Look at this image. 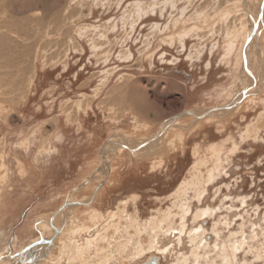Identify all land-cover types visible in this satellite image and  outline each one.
I'll return each instance as SVG.
<instances>
[{"label":"rangeland","instance_id":"1","mask_svg":"<svg viewBox=\"0 0 264 264\" xmlns=\"http://www.w3.org/2000/svg\"><path fill=\"white\" fill-rule=\"evenodd\" d=\"M244 1L0 0L1 255L17 254L41 233L45 239L54 234L46 230L45 220L63 199H54L53 192L63 197L69 189L73 193L82 188L80 195L92 191L94 195L100 184L94 186L105 178L107 167L98 157V166L83 171L75 183L61 188L45 184L59 169L48 156L54 152L59 156L67 143L60 132L61 115L74 122L89 108L101 113L106 134L97 141L98 156L110 136L132 137L130 144L135 145L151 138L172 115L219 105L243 86L255 84L243 68L241 52L252 30L248 12L257 15L259 10L257 2ZM258 46L247 49L250 72L255 71L260 81V87L252 89L254 95L221 115L200 120L201 124L193 116L181 117V125L158 139L161 143L154 149L139 150L138 157L126 150L109 155L114 167L110 181L124 187L136 182L129 184V190H137L152 187V175L157 173L168 191L177 190L171 200L143 197L140 208L145 221L173 211L171 223L167 222L174 230L169 232V245L152 248L154 234L147 228L142 238L126 232L120 240L127 243L132 259L125 262L127 253H118L114 264H134L154 254L161 256L159 264H264V65H259ZM260 46L264 52V25ZM162 67L186 70L190 76L157 73ZM128 91H138V97L154 103L151 120L138 111L126 112ZM216 145H222L219 151L214 150ZM159 148L162 151L155 152ZM131 158L128 172L122 166H128ZM199 160L206 161L203 167L197 165ZM159 162H172L171 170ZM215 165L220 168L219 179L198 184L199 175L207 180ZM146 169L150 176L143 178ZM87 179L91 189L86 188L90 183H80ZM105 202H99L103 210L114 200ZM185 210L190 214L184 227ZM112 229L107 234L113 239ZM112 239L95 245L86 259L100 261L101 249ZM59 244L57 240L49 253L46 246L37 245L24 256L29 261L43 257L34 264H56ZM142 245L146 249L137 258L133 253ZM66 257H60L61 264ZM14 258H4L0 264H10Z\"/></svg>","mask_w":264,"mask_h":264},{"label":"crops","instance_id":"2","mask_svg":"<svg viewBox=\"0 0 264 264\" xmlns=\"http://www.w3.org/2000/svg\"><path fill=\"white\" fill-rule=\"evenodd\" d=\"M175 82H176V79H175ZM127 93H128L127 94L128 102L124 103V107L127 110L126 112L138 111L139 113H143V118L144 119L146 118L148 120L149 119L151 120L152 113L155 112V110H156V106L154 105V103H150L149 104L148 100L146 101L145 96H142V99H143L142 100L141 97H138V95H139L138 91H132V93H131V91H128ZM130 96H131V98H130ZM151 104L153 105V107L151 106ZM150 113H151V115H150ZM145 122H148V121H145ZM200 124H201V121H200ZM176 125L177 124H175L174 126H176ZM197 127H195V130H196ZM114 136H117V135H114ZM114 136H113V139H120V138H117V137H114ZM126 138H127V141L130 142L131 140H129V138H132V137H129V138L126 137ZM147 139H145V140H147ZM140 142H143V140L142 141H138V143H140ZM159 143H161V142L148 144V145H146L145 147H143V148H141L139 150H142V149H145V148L147 150H149V148L151 146H153L151 148L154 149L155 148L154 145H159ZM107 144H110V142H108ZM114 144H116V143L111 142L110 145H114ZM105 146H106L105 148H107V145H105ZM220 147H222V146H220ZM105 148L103 149V151H102L103 154L101 153V155L105 156V157H108L109 158L108 163H109V161H110L109 155L114 153V152H116V151L119 152V150L117 149V147L114 148V146H113V148L110 147L111 149H107V150ZM162 148H164V145H163ZM114 149H116V150H114ZM124 150L125 149H123L122 151H124ZM160 150L162 151V149L159 148V149L155 150V152H157V151L159 152ZM126 151H128V150H126ZM146 151H144V152H146ZM128 152L131 153L130 151H128ZM129 156L132 157L133 156L132 153L129 154ZM103 160H104V158H103ZM130 160L131 161H130L128 166L127 165L122 166V167H125L128 170V172L132 169L131 164H132V160L133 159L131 158ZM159 164H160V162H159ZM170 165H172V162L168 163L166 165H161L160 164L161 168H165V169H168V170L170 169V167H169ZM111 167H112L111 168V174H112V171H114V167L112 165H111ZM155 171H157V169ZM104 175L106 177L108 175V173L106 174V172H105ZM146 176H150V171L148 169H146L143 172V175H142L143 178L146 177ZM152 176L154 177V181H155V183L152 184L153 185L152 187H149V186L147 187L145 185L142 189H137V190H133L132 187H131V190H129V188L131 186L129 184H133V183H136V182H131V183L128 184L129 186L127 185V186L124 187L123 183H121L119 181H117V182L110 181L111 179L114 178V177L111 176V178H107L109 180L106 181V182H109V183H105V185H103V187H101V190H97V192L95 193V198L93 197L94 196L93 195V191H92V193L89 196H86V195H80V191L82 190L81 187H80L81 188L80 191L74 192V190H76V189H74L72 191L73 193H71V192L69 193V191H70V189H69L64 194V196L62 198L63 199L62 203L65 202L66 200L67 201H72V202H75V201L81 202V201H83V202H87V203L69 205L68 207L65 208L66 210L64 209L63 212L60 213L57 216L58 217L57 226L62 228V232H61L62 235H60V238L57 239L60 242L58 247L59 248L60 247L63 248L65 246H67V247H65V248H67L65 252H72L73 248L68 249V246H69V248L72 247L71 244L73 245V243H68V241L69 242L74 241V240L78 241V239H79L78 244L81 245V243H83L85 241V239H88L89 237L91 239L92 232H93V230H95V228L101 229L102 228L101 225L102 226H107L108 220H114V222L117 225H119L120 227H123V228H125V225L126 226L128 225L129 227L127 226V228H125L124 231H126L128 229L129 230V234L133 233L135 236H138L140 238H142V235L144 234V232L145 233L147 232L146 230H144L145 228L148 229V232L150 230H152V228L150 226H152L154 228H155L156 225H157V227L160 226V228L157 229V232L159 231V233L163 234V231L166 228H168V226L170 225V224L167 225V222L171 223L170 221H172L171 218H172V216H174L173 211L171 212V210H169L170 212L169 211H165L163 213L160 212L158 219H154V222H153V220H146L145 221V220H143L140 217V216L145 214L143 212V210L140 209L141 206L143 205V204H141V202H143V200H144L143 197L146 198V196L150 197V198H155L156 197L157 199L171 200V199H173V197L175 198V196L177 195V190H176V187H175V189H172V190L168 191V189L165 187L167 183H165L164 185L162 184L163 182H166V181H163L164 177L160 176L157 173L152 175ZM218 177L215 179V181L218 179ZM166 179H167V177H166ZM159 180H160V184H158ZM206 181L207 180H203V183L206 182ZM167 182L170 185L171 181H167ZM86 183H84V186L86 185ZM100 183L101 182L96 184L94 186V189H96ZM110 183H112V184H110ZM69 184H71V182L67 183V185H69ZM91 184H92V182H90V184H88L86 186V188L87 187L89 188V186ZM156 185H159V187L158 186L156 187ZM160 185H163L164 188L162 186H160ZM70 187L71 186H67L65 188L68 189ZM89 189H91V188H89ZM127 189H128V191L126 192ZM70 194H72V195H70ZM146 194H148V195H146ZM110 198L113 199L114 202H112V204L109 205V209H107V210L104 209L103 210L102 209V205L99 204V202L104 201V199L107 202V201H109ZM144 202L146 203L147 200H145ZM107 204H105V207L107 206ZM154 209H156V208H154ZM94 211H95V213L99 212L102 216L104 215L105 219L108 218L107 221H102V222H99V223H96L95 221H93L94 223H92V220H90V217H91V212H94ZM115 215H117V217H114ZM77 219L79 221H77ZM50 220H51L50 216H49V218H47L45 220L46 221V226H45L46 230H54V225L53 224H54L55 221H52V223H51ZM84 226H87L88 229H87V231L83 229V231H81V232H84L83 234H81L80 232H78V233L75 232V230L79 229V227H84ZM76 227H78V228H76ZM161 229H162V231H161ZM90 230H92V231H90ZM169 230H170V228H168V231ZM140 231L143 232V234ZM70 232H72V233H70ZM166 233H167V231L165 232V234ZM162 234H161V236H159V238H163L162 242L163 241H167L169 238H172L170 235L166 234L164 236V234L163 235ZM52 236H53V234L51 236L47 237V238L51 239ZM92 237H93V235H92ZM57 240L55 239L54 242L56 243ZM76 241H74V242H76ZM154 242H155V240H154ZM41 247L43 249L45 248L44 245L41 246ZM61 248H60V250H62ZM66 256L67 255H65V256H63V254L61 255V253L59 254V257L57 258V260L59 261L60 264H61V262H60L61 258L60 257L65 258ZM88 257L86 256V257H82V258L86 259ZM76 258H78V257H76ZM26 260H27V262L29 261V259H27V258H26ZM66 260L67 259H65L64 262H62V263L66 264ZM16 261H17V259L15 258L14 260L11 261V263L12 262H16ZM27 264H29V263H27Z\"/></svg>","mask_w":264,"mask_h":264},{"label":"bare ground","instance_id":"3","mask_svg":"<svg viewBox=\"0 0 264 264\" xmlns=\"http://www.w3.org/2000/svg\"><path fill=\"white\" fill-rule=\"evenodd\" d=\"M9 1V0H8ZM246 1V0H245ZM244 1V2H245ZM251 2V1H255V2H257V5L260 7L261 6V3H262V0H261V3L258 1V0H248V2ZM246 4V3H245ZM251 4H252V2H251ZM246 6V5H245ZM255 6V5H254ZM247 7H249L248 6V4H247ZM246 7V8H247ZM259 7H257L256 8V11H257V9L259 10ZM253 10V9H252ZM254 12V11H253ZM247 13V12H246ZM251 16L254 18V19H257V17H258V14L257 15H255L254 13H251ZM248 17V16H247ZM250 17V16H249ZM249 21V20H248ZM263 25H264V9H263V13H262V21L260 22V24H259V32L257 31L256 32V35L254 36V38H253V40H252V42H251V44L250 45H252V44H255L256 46H258V61H259V65H260V63L261 64H263L264 65V52H262L261 51V46H260V37H259V33H260V31H261V29L263 28ZM251 28H252V26H251ZM258 33V34H257ZM248 35H249V33L247 34V36H246V38H244V45H245V42H246V40H247V38H248ZM244 45H243V49H244ZM243 49H242V52H241V59L243 60L244 58V56H243ZM248 53V52H247ZM249 55V54H248ZM241 60V61H242ZM258 68V67H257ZM256 68V70H258ZM262 68H264L263 66H262ZM264 71V70H263ZM262 71V72H263ZM253 73L255 74V71H253ZM254 74H253V76H254ZM256 77H257V75H256ZM258 80V79H257ZM252 95H254V94H252ZM197 112V111H196ZM198 113V112H197ZM180 123V122H179ZM178 122H177V124H179ZM174 127V125L169 129V131L172 129ZM166 134H168V131L166 132ZM165 134V135H166ZM182 136V135H181ZM114 137H116V136H114ZM117 137H119V136H117ZM120 139H118V140H116V139H113V136H111V137H109L108 138V142H110V144H111V142H113V143H116V144H114V145H110V144H107L108 142L106 141V143L104 142V147H105V145H107V148H105L106 150L107 149H111L110 147H112L113 148V146H114V148L115 147H117V149L119 150V152L120 151H122L123 149H125L123 146H122V144H126V145H130V146H132V147H135L134 145H131L130 144V142H123L122 141V139L121 138H123V139H125L126 138V136L125 135H122V137H119ZM129 138V137H128ZM148 139H150V137L148 138ZM161 140V139H160ZM146 141V140H145ZM143 142H144V140H143ZM157 143V142H156ZM137 144H139V143H135V145H137ZM212 146V145H211ZM222 146V145H221ZM224 146V145H223ZM221 147L219 146V145H216L215 147H214V150H218L219 151V149H220ZM114 150H116V149H114ZM213 150V149H212ZM111 151V150H110ZM107 152V151H106ZM141 152V151H140ZM142 152H144V150L142 151ZM138 154H139V150H138ZM140 155V154H139ZM104 160H107V163H108V157H106V159H104ZM206 161H203V160H199L198 162H197V165H201L202 164V167H203V164L205 163ZM20 165H21V163H20ZM196 165V164H195ZM222 167V166H221ZM105 169V168H104ZM197 169V168H196ZM220 168L218 167V166H214V168L213 169H211V174L209 175V178L207 179V181H209V180H211V179H213V178H215V177H217V174L219 173V170ZM200 169L198 168L197 169V172H199L200 174H202L203 172L202 171H199ZM203 170V169H202ZM217 170H219L218 172H216ZM106 172V174L108 173V170L107 171H105ZM216 175V176H215ZM199 177H200V181L198 182V184H202L203 183V179H202V177H201V175H199ZM184 181H186V180H184ZM195 186V185H194ZM202 186V185H201ZM200 186V187H201ZM180 187V186H179ZM186 191V188L183 190V192H185ZM82 203H87V202H83V201H81ZM200 202V201H199ZM212 208V207H211ZM94 209V208H93ZM200 209V208H199ZM66 210V209H65ZM170 212V211H169ZM190 211L189 210H185V216L183 217V219H182V221L183 222H181V224L185 227L186 226V224L188 223V221H187V218H189V217H187V215H188V213H189ZM198 212V211H197ZM207 212V210L205 211V213ZM62 213V212H61ZM167 213V212H166ZM209 213V212H208ZM90 214V213H89ZM190 214V213H189ZM199 214V213H198ZM197 214V217L199 218V217H201L202 215H198ZM207 214V213H206ZM211 214V213H210ZM59 215V214H58ZM203 215H205L204 213H203ZM122 216V215H121ZM168 216V215H167ZM207 216V215H206ZM212 216V215H211ZM114 217H117V215H115ZM166 217V216H165ZM60 218V217H59ZM171 218V217H170ZM192 218H194V217H192ZM197 218V219H198ZM58 219V217H56V219H54V227H56V229H58L59 230V233H55V229H54V234L53 235H55L56 234V238L55 239H58V237L60 236V234H61V232H62V228H60L59 226H57V220ZM108 219V218H107ZM107 219H105V217H104V215L102 216L99 212H97V213H95V211L94 212H91V217H90V220H92V223H94L93 221H95L96 223H99V222H102V221H107ZM196 219V218H195ZM201 219V218H200ZM77 221H79L78 219H77ZM194 221V220H193ZM192 221V222H193ZM50 222H51V220H50ZM112 222H113V220H108V222H107V224H108V226L106 227V228H102V229H99V230H97V228H95V230H93V232H92V235H93V237H92V235H91V239H90V237L88 238V239H85V241L83 242V243H81V245H77V241L76 240H74V241H76V242H74V241H71V242H69L68 241V243H73V245L71 244V246L72 247H70L69 248V246H68V249H71V248H73V250H72V252H70V254H68V252H66V253H63L67 248H65V247H67V246H65V247H63V248H61L62 250L60 251L61 252V255L63 254V256H65V255H67V257H66V263L67 264H114V261H115V259H116V257L118 256L117 254L118 253H120V254H125V253H127V256L129 255V247L128 248H126L128 245H127V243L126 244H123L122 242H124L123 240H120V238H121V235L124 237V236H126V232H127V234H129V230L127 229L126 231H124L125 230V228H127V226L125 225V228H123V227H120L119 225H116L114 222V224H112ZM152 222V221H151ZM153 222H154V220H153ZM162 222V221H161ZM186 222V223H185ZM197 222V221H196ZM202 224H203V218H202V221H200ZM66 223V222H65ZM88 224V223H87ZM137 224V223H136ZM157 224V223H156ZM195 224V223H194ZM64 225V224H63ZM82 225V224H81ZM181 225V226H182ZM66 226V225H65ZM162 226V225H161ZM174 226V225H173ZM181 226H179L180 228H181ZM110 227H113V231H111V233L112 232H114L113 234H116L115 235V237L112 239V237H110V236H108V231H109V229H110ZM129 227V226H128ZM137 227V226H136ZM71 228V227H70ZM76 228H78V227H76ZM142 228V227H141ZM152 228V233L154 234V239H153V242H154V240H155V242L153 243V246H152V248H165L164 246H166V245H169V243L168 242H170V240H172L171 238H169L167 241H163L162 242V239L163 238H159V236H161V234L162 233H159V231L157 232V229L158 228H160V226L159 227H157V225L155 226V228L154 227H151ZM168 228H170V230L166 233L167 235H169V232L171 231V228H172V226H169ZM168 228L166 229V230H168ZM179 228V229H180ZM83 229L84 230H86L87 231V229H88V227L87 226H84V227H79V229H77V230H75V232L76 233H78V232H80L81 234H83L84 232H81V231H83ZM146 229V228H145ZM182 229H183V227H182ZM143 230V229H142ZM197 230V229H196ZM199 230V231H198ZM196 232H199L198 234H203L202 232L200 233V229H198ZM204 230V229H203ZM67 231V230H66ZM70 231V230H69ZM90 231H92V230H90ZM161 231H162V229H161ZM172 231H174V230H172ZM171 231V232H172ZM180 231V230H179ZM191 231V230H190ZM195 231V230H194ZM65 232V231H64ZM141 232V231H140ZM166 232V231H165ZM181 232V231H180ZM182 232H184V229H183V231ZM204 232V231H203ZM70 233H72V232H70ZM142 233V232H141ZM65 234V233H64ZM160 234V235H159ZM166 234H164V236L166 235ZM196 234V233H195ZM72 235V234H71ZM142 235V234H141ZM163 235V234H162ZM70 236V235H69ZM202 236V235H201ZM138 237V236H137ZM151 237V236H150ZM235 237V236H234ZM40 238V237H39ZM38 238V239H39ZM44 238H46V237H44ZM70 238V237H69ZM87 238V237H86ZM112 239L111 241H110V243L109 242H107V245L106 246H103L104 248H102L101 249V251H99V252H101L100 254H104V256L102 257V259L99 261V260H97V262H94L93 261V259H95V258H91V259H85V258H82V257H88V256H90V255H88L89 253H91V252H94V250L92 251V249H94V246L95 245H99L101 242H103V241H107L108 239ZM168 238V237H167ZM123 239V238H122ZM125 239V238H124ZM131 239V238H130ZM136 239V238H135ZM139 239V238H138ZM137 239V240H138ZM50 239H45V241L43 242V243H41V245L39 244V246H46V249H47V247H48V250H47V252L49 253L54 247H55V242H54V244H49L48 243V241H49ZM69 240V239H68ZM136 240V241H137ZM55 241V240H54ZM127 242H128V240H126ZM132 241V240H131ZM119 242V243H118ZM45 243L48 245H45ZM67 243V242H66ZM67 243V244H68ZM43 244V245H42ZM62 245V244H61ZM66 245V244H65ZM70 245V244H69ZM130 245V244H129ZM64 246V245H63ZM220 246H222V245H220ZM219 246V247H220ZM112 247H114V248H117V249H115V250H113V253H109V254H107L108 252H110L109 250L112 248ZM216 247V246H215ZM149 248H150V245H149ZM222 248V247H221ZM237 248V247H236ZM96 249V248H95ZM145 245H142V246H140L139 248H137V250L136 251H134V253H133V255L134 256H138L139 257V255L140 254H142L144 251H145ZM156 250H158V249H156ZM150 251V250H149ZM29 252V251H28ZM30 252H31V250H30ZM52 252V251H51ZM112 252V251H111ZM147 252V251H146ZM98 253V252H97ZM31 254V253H30ZM28 255V254H27ZM48 255V254H47ZM46 255V256H47ZM95 255V254H94ZM93 255V256H94ZM0 256H1V254H0ZM133 256V257H134ZM33 257V256H32ZM48 257V256H47ZM76 257H78V258H76ZM81 257V258H80ZM91 257V256H90ZM137 257V258H138ZM149 257V256H148ZM147 257V258H148ZM48 258H50V257H48ZM47 258V259H48ZM52 258V257H51ZM50 258V259H51ZM128 258L129 259H125V262L126 261H128L129 262V260H131L132 259V255H130V256H128ZM4 259V258H3ZM26 259V258H25ZM36 259H38V258H34V259H30V262H31V264H34V262H35V260ZM39 261H41L42 259H43V257H39ZM231 259V258H230ZM135 260V259H134ZM44 261V260H43ZM68 261V262H67ZM55 262V261H54ZM124 262V261H123ZM230 262V261H229ZM1 263V262H0ZM9 263V262H8ZM39 263H41V262H39ZM43 263V262H42ZM230 263H232V262H230ZM2 264H6L5 263V261L2 263ZM56 264H60L59 262H57L56 261ZM63 264V263H62ZM228 264V263H227Z\"/></svg>","mask_w":264,"mask_h":264},{"label":"water","instance_id":"4","mask_svg":"<svg viewBox=\"0 0 264 264\" xmlns=\"http://www.w3.org/2000/svg\"><path fill=\"white\" fill-rule=\"evenodd\" d=\"M263 9H264V0H262L260 9L258 11V17H257V19H254L251 16V13L248 12L249 13V16H250V19L252 21V30H251L250 34L248 35V38H247V40L245 42L244 49H243V56H244L243 68H244V70L247 73H249L253 77L255 84L254 85H245V86H243L241 89L237 90L231 96V98L227 99L226 101L222 102L219 105H216V106H213V107H209L208 109H202V108H198V109H187V110H184V111H182L180 113H177V114L172 115L170 118H168V120L163 124V126L150 139H147L144 142H140L139 144L134 145L135 147H132L129 144L128 145L122 144V146L125 148V150L130 151L134 157H138L139 156V154H138V150L139 149L145 147L148 144H153L158 139L162 138L166 134V132L169 131V129L173 125L177 124V122L179 121V119L181 117H183V116H193L194 118H196V120H199V121L200 120H205V119H207L209 117H215V116H218L219 114L221 115L223 112H225L226 110L231 109L234 106L237 107L248 96L254 94L252 92V89L254 87H256L258 89L260 87V81H259V79L256 80V78L250 72L251 70L249 68V55L247 53V49L250 46V44H251L254 36L256 35V32L257 31L259 32V27H260L259 24L262 21ZM260 33H261V31H260ZM260 33L259 34L257 33L259 35V37H260ZM157 73L166 74V75L174 76V77H178V78H181L180 76H182V77L187 78V79L190 76V74L186 70H175V69L174 70H165L163 67L157 69ZM179 125H181V124L179 123ZM183 128H185V127H183ZM104 148H105L104 146L101 148V150H100L101 153H102V151H103ZM102 157L104 159H106L105 156H102ZM104 161H105V165H106L107 170H108V175L101 181L102 187H103L105 181L107 180V178H108V176H109V174L111 172V168H112L111 167V164H110V161H109V163H107L106 160H104ZM101 183H100V185H101ZM100 185H99V187H101ZM99 187H98V189H99ZM98 189H96L94 191V196H93L94 198H95V193L97 192ZM81 203L82 202H79V201L72 202V201H67L66 200L65 202H63V204H61L50 215L51 223L58 216V214H60L61 212H63V210L66 207H68L69 205H75V204H81ZM54 229H55V233L56 234L59 233V230L56 229V227H54ZM56 234L53 235L52 238L48 241L49 244H51V245L54 244V240L56 238ZM44 241H45L44 235H42V233H41L39 239L33 240L30 243L26 244L20 251L17 252V254H11V253H9V254H6V255H4V254L1 255L0 256V262L3 260V258H2L3 256H4L5 259H11V257L15 256V258L17 259V261L16 262H12V263L10 262V264H27V263L31 264L30 261L27 262V260L24 258L25 257L24 256L25 253H27L28 251L32 250L33 248H35L37 245L41 244ZM160 259H161V256L160 255H156V254L150 255L142 264H159L160 263ZM38 260H39V258L36 259L35 261H38ZM10 261H12V260H10Z\"/></svg>","mask_w":264,"mask_h":264},{"label":"flooded vegetation","instance_id":"5","mask_svg":"<svg viewBox=\"0 0 264 264\" xmlns=\"http://www.w3.org/2000/svg\"><path fill=\"white\" fill-rule=\"evenodd\" d=\"M164 69L166 70L165 67ZM59 118V124L61 125L60 132L63 134V138L64 140L66 139L67 143L59 152V156H56L55 152L48 156L51 159V163L56 165L57 168L59 167V169L53 174V176H51L50 180H45L46 185L50 184L52 187H55L53 184H56V188L64 187V185L70 182L75 183L80 177H82L80 174L83 171L92 166L97 167L98 165L96 161L98 160V157L101 158L103 163V157L101 154L96 156V152L100 149L97 148L96 145L98 139L106 134L102 127L106 126L103 123L104 120L101 117V113L93 107L89 108L87 113H83L82 115L80 113L78 121H67L62 115ZM68 142L71 143L68 144ZM44 152L47 154L46 151ZM68 169H70L69 172ZM118 175L121 176L122 174L119 173ZM123 178L122 175V179ZM221 179L222 178H220V180ZM85 182L90 183L91 180H83L80 183ZM59 193H57V191L53 192L54 199L55 197H57L58 200L63 198ZM146 259L147 257L142 261H134L133 263L142 264Z\"/></svg>","mask_w":264,"mask_h":264}]
</instances>
